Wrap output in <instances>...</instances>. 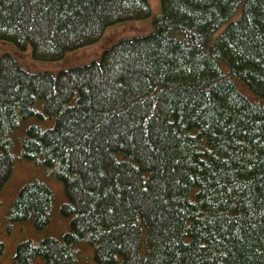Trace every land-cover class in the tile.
Here are the masks:
<instances>
[{"label":"trees","instance_id":"trees-1","mask_svg":"<svg viewBox=\"0 0 264 264\" xmlns=\"http://www.w3.org/2000/svg\"><path fill=\"white\" fill-rule=\"evenodd\" d=\"M161 6L151 32L56 73L0 53V194L17 163L41 166L67 222L46 232L55 192L25 181L0 216V258L4 225L31 231L7 264H264V0ZM151 11L0 0V39L55 59Z\"/></svg>","mask_w":264,"mask_h":264},{"label":"rangeland","instance_id":"rangeland-1","mask_svg":"<svg viewBox=\"0 0 264 264\" xmlns=\"http://www.w3.org/2000/svg\"><path fill=\"white\" fill-rule=\"evenodd\" d=\"M148 1L152 10L148 17L143 19L127 20L122 23L109 25L106 27L98 40L78 48L68 50L59 58H36L32 54V47L30 44L21 48L16 42L8 39H0V53H11L23 68L32 72L51 71L52 73H56L62 68L89 63L95 59H99L102 51L118 39L122 37H132L135 35L145 34L153 30L154 27L152 21L155 15H157L162 9L161 0ZM38 175L48 178L41 166L25 161L17 163L10 181L0 194V216L2 219H5V214L7 213V210L19 187L25 181ZM47 182L55 192L56 204L54 207L52 222L46 232L54 235H61L67 227L66 220L63 219L58 212V205L63 199L62 183L53 177L48 178ZM29 233H31L29 226L24 224H14L10 229H8L6 225L3 226L2 238L5 241L6 249L4 255L0 258V264L9 263L12 253L15 251L14 249L17 242ZM87 250L91 252L92 248H86L85 252Z\"/></svg>","mask_w":264,"mask_h":264}]
</instances>
